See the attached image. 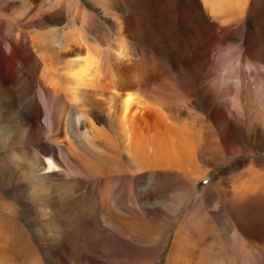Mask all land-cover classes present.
<instances>
[{
	"label": "bare ground",
	"instance_id": "6f19581e",
	"mask_svg": "<svg viewBox=\"0 0 264 264\" xmlns=\"http://www.w3.org/2000/svg\"><path fill=\"white\" fill-rule=\"evenodd\" d=\"M180 1L0 0V176L26 182L31 199L42 204V215H67L60 191L68 183L57 180L62 174L96 183L132 177L142 183L138 194L146 211L150 203L144 194L151 184L172 181L171 215L179 201L198 194L208 159L228 161L238 153L237 145H264V84L239 88L237 103L229 92L227 55L223 52L209 67L210 51L195 24L199 17L219 20L224 38L228 22L243 14L248 0H191L189 10ZM48 5L44 23L51 29L39 34L34 27ZM63 16L67 23L59 28ZM179 29L181 35L174 38ZM183 43L188 48L180 52ZM249 62L244 56L235 66L248 72ZM257 68L264 73V59ZM33 70L39 98L27 111L25 98L35 88ZM198 95L215 106L214 124L209 116L192 112ZM241 113L254 115L248 128L237 118ZM261 170L252 182H236L224 194L234 227L221 225L218 218L213 222V241L221 239L217 228L226 231L227 248L243 264L253 259L237 229L254 239L264 236ZM103 186L101 215L131 213L106 204L113 191L110 184ZM196 214L176 233L168 264H229L220 254L224 246L215 250V244L205 243L213 229L210 218ZM106 223L145 245L147 257L166 237L150 226ZM3 249L0 264L14 262L15 256Z\"/></svg>",
	"mask_w": 264,
	"mask_h": 264
},
{
	"label": "rangeland",
	"instance_id": "374dc122",
	"mask_svg": "<svg viewBox=\"0 0 264 264\" xmlns=\"http://www.w3.org/2000/svg\"><path fill=\"white\" fill-rule=\"evenodd\" d=\"M180 4L189 10L192 2L191 0H181ZM49 10L50 6L48 5L42 9L41 16H38L42 22L36 24L34 28L39 34H43L46 28L51 29L44 23ZM65 17L59 19V23H57L59 28L67 23ZM199 18L200 20L195 24L199 36L205 38V44L210 51V63H212L209 67L216 66L219 56L225 52L224 54L229 59L230 83H233V85L230 84L232 87L229 92L234 94L237 103H240L239 88H247V85L259 82L264 84V73H260L257 68L264 59V0H248L243 14L228 22L224 38L220 35L219 20L208 16ZM180 33L181 29L177 31L174 38H178ZM180 46L178 50L180 52L188 48L186 43ZM244 56L247 62L250 60L249 63L252 66L248 72L235 66L237 58ZM256 56L260 59L257 60ZM233 67L235 71H231ZM30 74L35 88L31 89L30 95L25 98L24 104L27 105V111H29L31 102L39 98L37 73L33 70ZM204 77L205 75L200 76V84ZM252 87L255 88L254 85ZM194 99L195 104L192 111L194 115L201 116V118L209 116L212 123L215 106L208 105L199 95ZM232 102L233 100H229L230 110L235 111L233 108L231 109ZM237 118L241 119L245 127L248 128L254 115L241 113ZM41 122L44 123V118H41ZM246 145L242 149L237 145L238 153L228 161L217 162L215 158L208 159L205 163V176L197 181L198 194L195 192V194L188 195L181 203L179 201L180 205H177L178 208L175 207L177 209H174L175 211L171 215H168V212L173 208L168 205L173 201L171 199L175 193L172 181L166 185L160 179L158 182L161 181V183L151 184L149 190L144 194L145 199L150 203L146 211L141 207V199L138 194V188L142 183L133 180L132 177H118L111 181L108 178L96 183V180L81 175L73 178L62 174L57 180L62 183V180L65 179L67 181L65 183H70L60 191L63 201L61 205L63 204L67 215H42V204L39 198L35 199L36 202L31 199V191L26 182L0 176V251L3 249L1 246L4 245L5 249L3 250L10 252L13 257L15 256V260L13 259L14 262L12 261L11 264H168L176 233L190 214L197 213L196 215H207L210 218L208 228H213L208 230L205 243L207 245L215 244V250L224 246L225 248L220 251V254L227 263L243 264V261L227 248L226 231L217 228L220 241H213L212 232L215 228L213 222L217 218L221 225L225 226V223H231L234 227V222L229 217L232 213L223 202L224 194L241 182H252L256 170L263 168L260 172H264V145L260 147H258V143L256 146L253 143ZM244 175L246 176L244 177ZM107 184L112 186L113 192L109 197H106L105 203L112 204L119 209L126 207L131 210L132 214L101 215L104 208L102 188ZM58 206L60 205L58 204ZM96 210H99V215L95 214ZM108 220L115 223L124 222L154 227L163 236H166L164 243L158 247L156 254L150 252V256L147 257L143 252L145 245L134 241L131 236L120 235L116 227L106 223ZM229 220L230 222H228ZM236 232H238L243 246L251 253L252 263L264 264V236L254 239L244 235L239 229ZM0 261H3V258Z\"/></svg>",
	"mask_w": 264,
	"mask_h": 264
}]
</instances>
